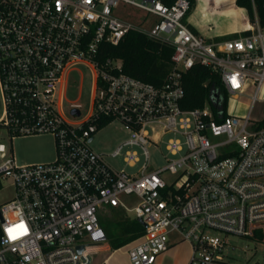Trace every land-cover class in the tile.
Returning <instances> with one entry per match:
<instances>
[{
	"label": "built area",
	"instance_id": "2783aa9c",
	"mask_svg": "<svg viewBox=\"0 0 264 264\" xmlns=\"http://www.w3.org/2000/svg\"><path fill=\"white\" fill-rule=\"evenodd\" d=\"M190 8L189 0H0V130L10 140L51 134L57 153L19 166L5 161L0 135V188L10 180L15 190L0 208V264H93L107 250L104 206L143 222L132 264H155L174 233L192 246L189 264H234L230 235L264 242V25L256 15L247 35L207 40L185 23ZM132 31L173 49L162 85L101 59L103 44L118 46ZM196 65L219 75L226 107L219 99L183 107L184 76ZM80 67L94 81L85 113L66 99ZM246 95L247 113H232ZM114 121L130 136L111 156H124L133 174L91 147ZM163 147L156 166L150 149Z\"/></svg>",
	"mask_w": 264,
	"mask_h": 264
},
{
	"label": "rangeland",
	"instance_id": "374dc122",
	"mask_svg": "<svg viewBox=\"0 0 264 264\" xmlns=\"http://www.w3.org/2000/svg\"><path fill=\"white\" fill-rule=\"evenodd\" d=\"M214 0H197V5L192 13L187 16L185 23L197 35L207 40L230 39L236 34H241L245 29V21L241 13H223L225 8H231V2L226 1L219 5L216 10L212 7ZM130 12L137 16L146 14L138 10L129 8ZM80 72L69 74L66 99L68 101L78 100L83 106V112H89L92 104V73L85 67H80ZM250 104L249 96L240 97L234 104L232 113H247L246 106ZM3 103L0 93V116L2 114ZM255 119L260 115L255 113ZM0 135L5 137L3 143L8 151L6 160L12 156L19 166L47 164L56 160V145L51 134L31 135L18 137L10 140L4 130H0ZM130 136L129 130L119 121L104 126L96 135L91 147L97 153L107 155L108 163L118 169L133 174L138 169L131 167L124 161V156L112 157L122 142ZM168 137L166 138V140ZM151 160L156 166L163 164L161 154L166 155V149L160 150L151 148ZM14 187L10 180H6L0 188V208L14 197ZM127 202L134 201V197H125ZM101 226L105 230L108 240L103 247L110 245V236L117 235L119 225L115 220L114 210L104 206L98 213ZM127 218L133 219V215L125 213ZM228 256L234 264H264V242L251 238H242L230 235L227 237ZM170 249L161 255L155 264H189L192 258V246L189 242L181 241L178 233L170 236ZM131 244L114 250H99L95 252L93 264H132L129 257ZM108 259V260H107ZM168 259V260H165ZM106 260V262H105Z\"/></svg>",
	"mask_w": 264,
	"mask_h": 264
},
{
	"label": "trees",
	"instance_id": "16d2710c",
	"mask_svg": "<svg viewBox=\"0 0 264 264\" xmlns=\"http://www.w3.org/2000/svg\"><path fill=\"white\" fill-rule=\"evenodd\" d=\"M189 1L191 8L188 16L197 5V0ZM235 3L247 12L250 22H254L257 15L261 24L264 25V0H235ZM247 34V31L242 32L232 36V38ZM172 54L173 49L171 47L154 41L144 34L132 31L118 46L103 44L100 57L102 60L107 58L118 59L123 62V73L160 86L172 69ZM184 89L185 97L182 105L186 109L203 108L206 102L216 99L223 100L224 107L227 105L219 75L202 65L194 66L185 74ZM114 215L119 225V232L117 235L110 236L112 249H120L137 241L143 235L144 227L138 220L127 218L125 212L120 209H114Z\"/></svg>",
	"mask_w": 264,
	"mask_h": 264
},
{
	"label": "crops",
	"instance_id": "0c3cea01",
	"mask_svg": "<svg viewBox=\"0 0 264 264\" xmlns=\"http://www.w3.org/2000/svg\"><path fill=\"white\" fill-rule=\"evenodd\" d=\"M226 1L231 2L232 5H231V8H225L223 13H231V12L241 13V15H242V17H243V19L245 21V28H246L247 24L249 22V18H248L247 12L244 9L239 8L236 5L235 0H214L211 5H212L213 8L215 7L214 10H216L219 5H223V3H225ZM233 9H235V10H233ZM107 250H111V246L110 245L107 246ZM165 260H168V259H165Z\"/></svg>",
	"mask_w": 264,
	"mask_h": 264
},
{
	"label": "water",
	"instance_id": "95a60500",
	"mask_svg": "<svg viewBox=\"0 0 264 264\" xmlns=\"http://www.w3.org/2000/svg\"><path fill=\"white\" fill-rule=\"evenodd\" d=\"M76 113L79 114L78 112H76ZM138 222H139L140 224L143 225L142 220L139 219ZM83 249H84L83 246H80V247L78 248L79 252H81Z\"/></svg>",
	"mask_w": 264,
	"mask_h": 264
}]
</instances>
